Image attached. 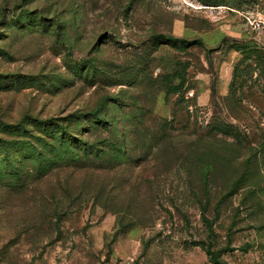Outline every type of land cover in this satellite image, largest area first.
I'll list each match as a JSON object with an SVG mask.
<instances>
[{"label":"rangeland","instance_id":"obj_1","mask_svg":"<svg viewBox=\"0 0 264 264\" xmlns=\"http://www.w3.org/2000/svg\"><path fill=\"white\" fill-rule=\"evenodd\" d=\"M261 22L264 0H0V264H213L199 240L264 264ZM96 110L125 152L53 161L52 122L102 147Z\"/></svg>","mask_w":264,"mask_h":264},{"label":"trees","instance_id":"obj_2","mask_svg":"<svg viewBox=\"0 0 264 264\" xmlns=\"http://www.w3.org/2000/svg\"><path fill=\"white\" fill-rule=\"evenodd\" d=\"M157 39L160 40V43L175 46L177 48L186 49L195 44H201V40H187L185 38H178L175 36H169L160 34L157 36ZM78 114H72L69 117L70 121H75L74 129L76 131L83 130L82 128V119L78 117ZM74 119V120H73ZM44 123V122H42ZM103 128V130L109 135L107 139L100 147L96 143L89 142L84 140V138L78 135V132L71 133L70 126L60 124L58 122H52L51 128L54 127L48 133L49 139L51 142L47 143L45 147L47 148L49 155H53V161H63L64 165H71L76 167L88 166V162L93 160H100L106 153H114L117 156L125 152V145L123 141H119V136L115 133L114 125L107 123V121L100 118L97 110L91 113V121L87 124H84V129L87 128V131H90L92 128L98 127ZM122 138V137H121ZM202 211H206V207L202 206ZM201 245L208 255L210 261L213 264H226L225 261L221 259L222 249H212L211 244L204 241H197Z\"/></svg>","mask_w":264,"mask_h":264},{"label":"built area","instance_id":"obj_3","mask_svg":"<svg viewBox=\"0 0 264 264\" xmlns=\"http://www.w3.org/2000/svg\"><path fill=\"white\" fill-rule=\"evenodd\" d=\"M262 23V28L264 29V22H261Z\"/></svg>","mask_w":264,"mask_h":264}]
</instances>
